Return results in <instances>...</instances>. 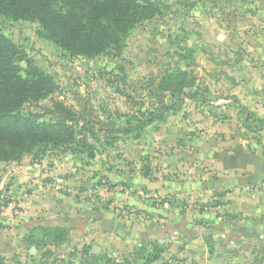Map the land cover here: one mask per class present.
Instances as JSON below:
<instances>
[{
    "label": "rangeland",
    "instance_id": "rangeland-1",
    "mask_svg": "<svg viewBox=\"0 0 264 264\" xmlns=\"http://www.w3.org/2000/svg\"><path fill=\"white\" fill-rule=\"evenodd\" d=\"M152 1L158 13L120 51L91 57L39 38L37 21L0 15L21 74L29 63L56 88L21 113L55 122L46 112L62 103L75 143L94 152L0 161V264H264V215L234 210L243 194L264 195V179L239 185L229 178L245 173L211 168L229 154L264 156V0ZM180 97V109L138 128ZM202 178H220L221 191L174 190ZM54 227L66 230L60 242ZM155 245V261L140 258Z\"/></svg>",
    "mask_w": 264,
    "mask_h": 264
},
{
    "label": "trees",
    "instance_id": "trees-1",
    "mask_svg": "<svg viewBox=\"0 0 264 264\" xmlns=\"http://www.w3.org/2000/svg\"><path fill=\"white\" fill-rule=\"evenodd\" d=\"M158 11V5L152 0H0V15L14 21H37L39 38L54 42L69 54L86 57L109 49L120 51L137 21L151 18ZM16 54L15 46L0 33V161L16 159L25 151L32 152L34 159L50 150L86 151L93 157L94 152L84 138L79 137L75 143L76 132L70 123L76 117L62 103H55L54 110L46 112L57 114L55 122L38 121L40 114L21 113L24 104L37 103L56 88L51 76L29 63L28 72L23 76L22 68L14 61ZM182 103L180 97L177 104L163 105L158 113L140 119L138 128L163 119L166 110H178ZM132 130L129 128L126 132ZM48 231L49 235L55 234L56 242L66 235L65 228L54 227ZM138 253L151 263L161 249L155 245L153 254H145L143 248ZM106 262L119 264L108 258Z\"/></svg>",
    "mask_w": 264,
    "mask_h": 264
},
{
    "label": "crops",
    "instance_id": "crops-1",
    "mask_svg": "<svg viewBox=\"0 0 264 264\" xmlns=\"http://www.w3.org/2000/svg\"><path fill=\"white\" fill-rule=\"evenodd\" d=\"M214 161L216 165L212 163L211 164L212 169L213 168L217 169V165H218V168L221 171H225V172L228 171L230 173L240 171V173H243V174L245 173L244 176L240 175L238 177L229 178V181H232V182L234 181L235 184L237 183L239 185L240 184L241 185H252V184H257L262 179H264V156L262 155H257V154L245 155L243 153L239 155L229 154L228 156H224L223 158L221 157L215 158ZM25 175L28 176L29 174L25 173ZM6 178H7V175L5 176V179ZM219 181H220V178L214 179L213 182L204 180V178L196 180L194 183L183 181L178 185L177 188L174 187V190L181 191L182 192L181 194L191 195L192 197H195L197 195L198 196L210 195L211 197L215 191L216 192L221 191L220 190L221 185L219 184ZM229 195L227 196V199L232 201V199H234L235 196L232 195V193H230ZM237 199H243V202H241V206L238 207L239 209L236 207L234 209V210H237V212L238 211H242L243 213L245 212L243 215L246 216V215H253L252 213H248V211L250 212L252 210L254 213H257V212L260 213L259 215H254V217L255 216L260 217V215H264V195L263 194L255 195L253 193H248V194L245 193L241 196V198H237ZM258 201L259 203L257 205L250 204V203H255ZM246 208L248 211L246 210Z\"/></svg>",
    "mask_w": 264,
    "mask_h": 264
},
{
    "label": "built area",
    "instance_id": "built-area-1",
    "mask_svg": "<svg viewBox=\"0 0 264 264\" xmlns=\"http://www.w3.org/2000/svg\"><path fill=\"white\" fill-rule=\"evenodd\" d=\"M264 186V185H263Z\"/></svg>",
    "mask_w": 264,
    "mask_h": 264
}]
</instances>
